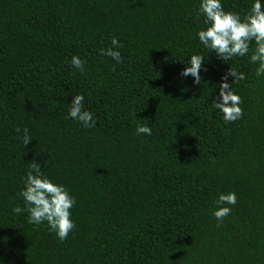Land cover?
Returning a JSON list of instances; mask_svg holds the SVG:
<instances>
[{
	"label": "trees",
	"instance_id": "1",
	"mask_svg": "<svg viewBox=\"0 0 264 264\" xmlns=\"http://www.w3.org/2000/svg\"><path fill=\"white\" fill-rule=\"evenodd\" d=\"M243 15L250 0H222ZM198 0H0V260L3 264H264V76L199 44ZM121 43V62L100 54ZM203 55L201 84L178 75ZM86 61L74 69L71 56ZM228 67L241 117L211 107ZM229 77V82H231ZM83 94L95 127L66 118ZM151 135H136L137 124ZM28 128L23 146L15 128ZM75 197L59 240L28 223L30 162ZM236 203L218 222L219 193Z\"/></svg>",
	"mask_w": 264,
	"mask_h": 264
},
{
	"label": "clouds",
	"instance_id": "2",
	"mask_svg": "<svg viewBox=\"0 0 264 264\" xmlns=\"http://www.w3.org/2000/svg\"><path fill=\"white\" fill-rule=\"evenodd\" d=\"M197 16L203 17L202 26L195 32L200 45L207 52H212L221 61L231 60L233 57H247L250 64L256 65L255 75L264 76V0H250V7L243 17L238 12L227 11L222 5V0H198ZM111 47L101 48L100 54L110 57L116 63L121 62V43L116 37L110 38ZM205 62L203 55L196 53L184 61V67L178 73L180 77H191L193 84H201V71ZM71 66L83 72L86 64L78 55L71 56ZM231 77V82H229ZM243 73L235 67H228L216 88V95L211 102V107L222 114L225 122L238 120L242 115L240 107L241 98L236 94L231 85L244 80ZM84 95L77 93L68 104L66 118L78 122L85 129L95 127L94 115L84 107ZM15 132L23 146L32 141L28 128L17 127ZM136 135H151L152 129L146 124H137ZM23 187L19 196L23 199L24 206L16 205L12 208L14 213H27L28 223L40 225L46 222L50 232L63 241L74 228L70 218V209L75 204V197L62 183L55 182L41 170V165L30 162L22 177ZM213 217L218 221L229 215L232 211L228 205L236 203V194L232 191L219 193L215 200ZM0 264L3 261L0 260Z\"/></svg>",
	"mask_w": 264,
	"mask_h": 264
}]
</instances>
